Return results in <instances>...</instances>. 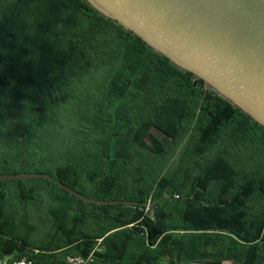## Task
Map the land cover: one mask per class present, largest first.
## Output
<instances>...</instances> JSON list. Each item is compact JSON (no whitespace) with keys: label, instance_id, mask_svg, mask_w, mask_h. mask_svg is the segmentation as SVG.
I'll return each mask as SVG.
<instances>
[{"label":"trees","instance_id":"trees-1","mask_svg":"<svg viewBox=\"0 0 264 264\" xmlns=\"http://www.w3.org/2000/svg\"><path fill=\"white\" fill-rule=\"evenodd\" d=\"M0 152L5 169L149 203L3 181L0 221L30 229L2 234V259L244 264L255 246L264 264V127L85 0H0Z\"/></svg>","mask_w":264,"mask_h":264},{"label":"water","instance_id":"water-1","mask_svg":"<svg viewBox=\"0 0 264 264\" xmlns=\"http://www.w3.org/2000/svg\"><path fill=\"white\" fill-rule=\"evenodd\" d=\"M85 1L264 127V0ZM28 179L52 181L93 204L149 205L129 200H97L48 173H0V182ZM256 257L257 248L249 247L244 264H255ZM192 264L223 262L206 260Z\"/></svg>","mask_w":264,"mask_h":264},{"label":"rangeland","instance_id":"rangeland-1","mask_svg":"<svg viewBox=\"0 0 264 264\" xmlns=\"http://www.w3.org/2000/svg\"><path fill=\"white\" fill-rule=\"evenodd\" d=\"M64 128H68L67 126H65ZM5 166H6V163H5V160H4V158H3V155H2V153L0 152V173H17V172H24V171H21V168H20V166H19V164H9L8 166V169H5ZM5 170H7V171H10V172H6ZM26 172H36V171H26ZM44 173V172H43ZM49 174V173H48ZM0 184H2V186H1V188H3V190H4V188L6 187V183H3V182H0ZM85 192V191H84ZM81 193V192H80ZM85 195V194H84ZM86 196V195H85ZM96 199V198H95ZM97 200H99V199H97ZM19 219L21 220L22 219V217H19ZM19 220V221H20ZM21 222V221H20ZM33 222H35V223H33V224H35V225H37L38 224V222L35 220V221H33ZM36 227V226H35ZM93 228H94V226H92V225H90V224H85L84 225V227H82V229L84 230V232H86V233H92L93 232ZM20 231V233H19V235L20 236H22V237H24L25 236V234H26V229H23V230H19ZM44 231H43V229H41V227L40 228H38V230L37 231H35L30 237V239H32L33 241H38V242H44V241H46V238H45V236H44ZM4 259H6V260H8V257H6V258H4ZM224 264H228V262H224Z\"/></svg>","mask_w":264,"mask_h":264},{"label":"built area","instance_id":"built-area-1","mask_svg":"<svg viewBox=\"0 0 264 264\" xmlns=\"http://www.w3.org/2000/svg\"><path fill=\"white\" fill-rule=\"evenodd\" d=\"M68 261L71 264H91L92 262H94V251L91 252L86 257H83V256L70 257ZM0 264H35V263L29 260H25V259L10 261L9 259L6 260V259L0 258Z\"/></svg>","mask_w":264,"mask_h":264},{"label":"flooded vegetation","instance_id":"flooded-vegetation-1","mask_svg":"<svg viewBox=\"0 0 264 264\" xmlns=\"http://www.w3.org/2000/svg\"><path fill=\"white\" fill-rule=\"evenodd\" d=\"M2 197L3 195L0 194V207H2L3 205ZM33 226L31 225L32 228H34ZM25 228L27 230L30 229L29 226L22 224L20 221H15L13 225H9V224H6V222L0 221V237H4V235L7 233L23 230Z\"/></svg>","mask_w":264,"mask_h":264}]
</instances>
